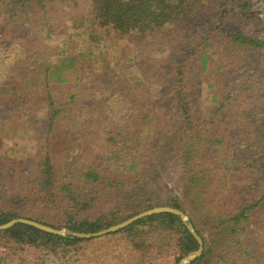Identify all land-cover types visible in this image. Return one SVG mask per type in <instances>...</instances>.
<instances>
[{
  "label": "trees",
  "instance_id": "trees-1",
  "mask_svg": "<svg viewBox=\"0 0 264 264\" xmlns=\"http://www.w3.org/2000/svg\"><path fill=\"white\" fill-rule=\"evenodd\" d=\"M46 1L0 0V34L8 33L0 45L20 48L25 66L8 75L0 90V134L6 130L17 140L23 133L36 144L35 155L30 157L36 158L32 170L23 174L26 161H8L11 178L0 180L7 183L0 185V225L23 218L61 230L58 224L44 222L45 216L34 218L30 214L64 212L63 229L87 234L151 209L172 207L188 219L155 214L110 235H127L141 264L146 263L149 251L159 249L168 237L175 243L179 264L199 247L185 224L189 222L204 242L203 254L190 264H230L232 259L236 264L262 263L264 253L259 254V250L261 247L264 252V243L259 247L253 240L256 227L252 223L255 211L264 207V118L260 113L264 109V83L260 82V87L257 83L264 71V62H258L264 58V53L259 56L264 41L246 36L242 29V23L258 19L253 5L248 0L239 2L243 22L236 31L223 29L225 22L217 13L202 24L203 39L195 36L199 33L191 24L188 28L201 0H64V9L72 13L60 17L70 19L72 33L57 34L58 29L51 28L48 35L56 34L60 39L56 48H44L38 40L28 38L29 48L19 41L33 34L32 27L44 26ZM85 3L89 10L79 15L77 8ZM9 25L18 27L8 30ZM110 36L139 47L142 42L150 47L156 42L163 46L172 39L179 42L171 44L169 64L160 61L161 65L146 69L148 63L144 62L139 65L144 67L139 68L143 76L130 77L129 69H138L136 66L107 59L103 43ZM217 37L227 48L220 55L214 54ZM245 53L249 54L246 61L240 59ZM219 56L222 63L213 69ZM253 67L255 73L251 74L247 70ZM208 68L212 76L228 75L227 89L233 88L228 94L223 89L209 93L213 104L202 115L201 98L193 91L204 83L209 90L215 88V79L203 77ZM73 82H83L91 94L80 100L78 94L71 95L70 103L58 106L53 87ZM106 92L119 94L117 97L127 103L121 118L126 124L119 122L112 127L104 143L95 142L80 130L103 127ZM241 98H247V108L232 118L224 117L222 112L232 104H242ZM75 105L79 109L73 108ZM85 111L83 120L80 114ZM229 119L237 124L236 130L227 123ZM117 133H123L118 141ZM234 137L238 141L233 148ZM240 140L246 141L245 147L239 145ZM93 147L99 152L90 150ZM231 150L237 154H230ZM168 153L178 157L176 164L187 184L186 206L154 187L162 179L165 164L171 162L165 158ZM229 159L243 172L248 171L247 176L230 180ZM150 234L153 242L147 240ZM92 240L53 235L25 224L0 231V242L44 247L55 253Z\"/></svg>",
  "mask_w": 264,
  "mask_h": 264
},
{
  "label": "rangeland",
  "instance_id": "rangeland-1",
  "mask_svg": "<svg viewBox=\"0 0 264 264\" xmlns=\"http://www.w3.org/2000/svg\"><path fill=\"white\" fill-rule=\"evenodd\" d=\"M77 1H85V0H77ZM89 1V0H86ZM242 0H201L199 2V9L197 10L195 14V18L192 19L189 24L188 28L191 24V27L193 28V31L198 32L199 34H196L195 36L202 37L203 39L206 37V33H201L203 31L202 24L206 21L210 22V19L214 18V16L217 13H221L220 19L224 21V28H228L231 31H236L240 29V25L243 22L242 18L240 17V10L238 8L239 2ZM252 5V10L257 12L259 14L258 19L252 20L248 23L244 22L242 23V29L244 31V34L249 37H253L254 39H259L264 41V0H248ZM66 1L64 0H47L45 2L46 11H48V14L45 16V20L43 19V25L42 27H32L31 31L33 34H31L29 37L27 36V39L22 38L20 40V43H25L29 48H32L27 43V40L31 42H34L36 40L39 41V43L45 48H56L59 45V37L57 35H51L50 30L52 29H58L59 32H70L72 33V30H69V26L71 27L72 24L69 21L70 19H66L65 17H60V15H71L72 11L70 9H64V4ZM89 5L88 3L81 4V6H78L77 12L79 15L87 13ZM42 15V14H41ZM40 15V16H41ZM225 19V20H223ZM219 24V23H218ZM61 25H64V28L61 27ZM210 25V24H209ZM18 27V25H9L8 30H11L13 28ZM28 25H25L24 28H27ZM210 27V26H209ZM208 27V28H209ZM187 28V29H188ZM21 29V28H20ZM20 32V30H18ZM26 32L21 33L22 35L26 34ZM181 33H184L182 30ZM180 33V34H181ZM21 36V35H20ZM8 37V33L5 32L4 34H0V39H4ZM113 36L107 37L106 41H104L103 45H105V52L107 53V59L112 62L119 63H125L130 66H136L138 69H129V73L131 74L130 77H141L143 74L139 71L140 69H144V67L139 66L143 64L144 62L148 63L146 69H150L151 67L161 65L159 62L168 63L170 61V50H171V44L172 43H178L179 39L175 40H169L165 43V45H160L159 42L154 43L152 47H150V44H145V42L141 43V46L134 45L132 43H128L125 40H118L113 39ZM9 42V39H7ZM5 41V40H4ZM3 41V42H4ZM59 42V43H58ZM193 42V41H192ZM195 42V41H194ZM1 43V42H0ZM187 44H190L191 42H186ZM7 43H3V45H0V90L4 87L6 84V78L8 75L13 73H19L23 68L25 67L23 62V54L21 53L20 48H15L14 45L7 46L5 45ZM216 44L218 47L215 49L214 54L216 52L218 55L223 54L224 50H227L226 46H223L224 41H222L219 37H217ZM25 49V46L22 47ZM160 48L162 50H160ZM188 51H190V48H187ZM264 53V50L259 52V56H261ZM249 54L245 53L241 56L240 59L246 61ZM262 58L259 59L258 62L261 61L264 62ZM127 60H129V63H127ZM222 63V59L219 56L216 65L213 67V69H216L217 66H219ZM242 66V65H241ZM112 67L114 65L112 64ZM200 67V65H198ZM243 67V66H242ZM262 68H264V64L262 65ZM261 68V69H262ZM255 67L249 68L247 71L251 74L255 73L254 71ZM212 69H207L206 72L203 74V77L209 81L210 79H215V88L212 90H209L207 88V83H204L199 88H197L194 92V95L198 98H201V107L200 111L202 115H205V113L208 111L209 107L212 106L213 102L211 101V95L209 93H215L219 92L221 93L223 89L224 94H228V91L232 90L233 86L228 90L227 88L230 86L229 79L225 80V78L228 77L226 75L224 78H221V73H217L212 76L211 74ZM126 74V73H125ZM209 75V77H207ZM232 76V75H231ZM196 77V75H195ZM235 79V77L233 76ZM238 83L241 81L238 78ZM235 81V80H234ZM260 82L264 83V71L262 70L258 79V87H260ZM237 83V84H238ZM52 90V88H51ZM53 90L55 91V97L57 100H59L58 106H60L63 102L70 103V96L74 94H78L77 98L83 99V97H87L91 94L90 88L85 86L83 82H73V83H67L63 85L57 86V88L53 87ZM222 93V99L225 98L224 94ZM119 94L116 93H107L104 95V99L106 101L104 102V110L107 112L106 119L104 121V125L101 128L98 125H94L95 129L86 130L83 132L80 130V134H82L85 138L87 137H93V140L95 139V142L97 140H105L108 136V134L112 131V127L119 124V122L122 125H125L126 122L121 121L122 116L124 115L127 103L123 101L122 97L119 96ZM233 100V99H232ZM231 100V101H232ZM241 103L238 104H232L230 109H225L222 114L224 117H227V119L230 117L232 118L233 115L241 111L243 112L247 108L248 100L247 98H241ZM252 100V98H250ZM75 102V100L73 101ZM5 117L7 118V109L4 107V105L1 106ZM73 108L79 109V105L73 106ZM83 112V114H80V118L83 120H86L84 115H86ZM263 115L264 118V109L260 112ZM90 118V117H89ZM227 123H231V120H227ZM235 126L237 127V124L232 122L230 124V127L234 130H236ZM10 128V126H9ZM7 129V128H6ZM101 129H104L103 132L100 131ZM234 130H231V134L234 133ZM122 132L124 133L125 130L123 129ZM123 133H117L118 138L117 141L121 138ZM94 135V136H93ZM113 135V136H115ZM110 137V136H108ZM237 137L232 138L231 146L234 148V142L238 141ZM246 141L240 140L239 145L245 147ZM36 144L31 141L30 139L27 140L25 137V134L21 133L19 138L15 140L13 135L9 133L8 131L4 130L0 134V180L6 178L10 179L11 175L8 173L10 167L8 165L9 162H21L26 161L27 164L22 169V173H26L27 170H32L31 164L33 162H36V158H30L31 156L35 155V149L34 146ZM105 145V144H103ZM90 147V145H89ZM243 150L244 148L241 147ZM239 149V147L237 148ZM90 150L94 153L99 152V150L95 147L91 148ZM234 152V154H237L235 150H231L230 154ZM224 156V154H222ZM168 160H171V162H167L165 164V169L162 173V179L160 180L158 185H155L154 187L160 188L162 190V194L168 199L174 197L175 199H179L185 206V190L187 189V184L185 180L182 179V174L179 172L180 167L177 163V156L175 153H168L165 157ZM219 158H224L220 156ZM87 160H91L92 158H86ZM59 162H65L64 158H57ZM230 164V170L228 172V176H230V180L233 179V176H236L237 178L241 179L247 176L248 171L243 172L239 164H232L231 160L229 159L227 161ZM169 164V165H168ZM237 168V170H236ZM239 168V169H238ZM250 172V171H249ZM242 183V182H241ZM240 183V184H241ZM7 183L1 182L0 185L4 186ZM236 187L235 184H232ZM245 186V184H243ZM226 192V191H223ZM165 199V200H168ZM1 204V203H0ZM63 212V211H62ZM64 213V212H63ZM63 213L61 215L58 214H46V212L42 213H31L30 215H34V218L39 217L40 215L45 216L43 218L44 222L52 223V224H58V226L62 227L61 230H66L64 228V219H63ZM185 219H188L186 217ZM254 224L252 223V227H256L254 230L253 240H255L256 244L258 243L259 247L261 246V243H264V207H261L259 210L255 211L254 214ZM255 225V226H254ZM259 239L257 240V238ZM154 238H159V234H154ZM148 242H153V235L147 236ZM260 240V243H259ZM175 243L174 241H170L168 237L165 238V240L161 241V247L154 248L149 251L148 253V259L146 260L145 264H176L177 258L179 257V253L177 252V249H175ZM257 249V248H256ZM139 252H136L133 248V244L130 243L129 237L127 235H115V236H104L101 238L93 239L90 242L81 244L75 248H65V249H59L56 253L52 252L44 247H33V246H15L13 244H7L4 242H0V264H141L139 261ZM264 252L261 251V247L259 250V254H263ZM230 256V255H229ZM264 256V255H263ZM144 264V263H143ZM230 264H236L234 259L230 261ZM260 264H264V257L263 261Z\"/></svg>",
  "mask_w": 264,
  "mask_h": 264
},
{
  "label": "water",
  "instance_id": "water-1",
  "mask_svg": "<svg viewBox=\"0 0 264 264\" xmlns=\"http://www.w3.org/2000/svg\"><path fill=\"white\" fill-rule=\"evenodd\" d=\"M161 213H170V214H174V215H178L180 217H182L185 221L187 219H185V215L183 213V211L179 210V209H175L172 207H159V208H155V209H151L145 212H142L120 224L111 226L105 230L96 232V233H87V234H83V233H75L71 230H58L55 228H52L50 226L44 225L42 223L33 221V220H28V219H23V218H17V219H13L10 222L0 225V231H5V230H9L13 227H15L18 224H25L31 227H34L36 229H39L43 232L49 233V234H53V235H58V236H72V237H77V238H81V239H88V240H92V239H97V238H101L110 234H114L117 233L121 230H124L125 228L133 225L134 223L138 222L139 220H142L144 218L153 216L155 214H161ZM188 230L191 232V234L194 236V238L197 240L198 242V250H196L195 252L187 255L186 257H184L179 264H190L191 262L195 261L197 258H199L203 252H204V242L201 238V236L196 232V230L194 229L193 225L189 222L185 223Z\"/></svg>",
  "mask_w": 264,
  "mask_h": 264
}]
</instances>
